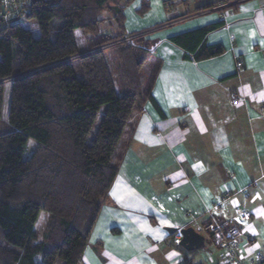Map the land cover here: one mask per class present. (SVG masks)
Segmentation results:
<instances>
[{"label": "crops", "instance_id": "0c3cea01", "mask_svg": "<svg viewBox=\"0 0 264 264\" xmlns=\"http://www.w3.org/2000/svg\"><path fill=\"white\" fill-rule=\"evenodd\" d=\"M120 6L125 39L146 36L150 61L160 67L152 101L121 138L118 175L79 264H203L178 245L179 232L192 228L204 248L206 239L211 244L201 231L206 210L227 196L215 212L222 223L235 208L250 214L241 239L250 264L264 248V0H124ZM210 26L215 29L198 45L170 42ZM201 47L222 51L196 61L192 52ZM199 253L207 264L220 261L212 244Z\"/></svg>", "mask_w": 264, "mask_h": 264}, {"label": "trees", "instance_id": "16d2710c", "mask_svg": "<svg viewBox=\"0 0 264 264\" xmlns=\"http://www.w3.org/2000/svg\"><path fill=\"white\" fill-rule=\"evenodd\" d=\"M27 1L21 22L0 25V264H79L118 175L121 138L152 101L160 63L150 61L146 36L125 39V6L117 0ZM146 10L144 1L140 13ZM106 19L115 22L118 35L98 30ZM214 29L170 42L189 48L185 43L198 45ZM221 51L201 47L192 53L197 61ZM29 141L35 144L31 151Z\"/></svg>", "mask_w": 264, "mask_h": 264}, {"label": "built area", "instance_id": "2783aa9c", "mask_svg": "<svg viewBox=\"0 0 264 264\" xmlns=\"http://www.w3.org/2000/svg\"><path fill=\"white\" fill-rule=\"evenodd\" d=\"M0 4L2 6L0 8V25L21 22L30 8V2L27 0H0ZM243 65V61H238L236 69H242ZM232 103L237 104V100ZM227 198H223L206 210L208 219L203 224L201 231L209 238L211 244L221 251L220 261L214 264H244L241 239L244 233L243 227L251 223V217L246 210L235 208L234 216L230 222L222 223L215 211L220 209ZM248 242L253 244L254 238L248 236ZM250 264H264V248L259 249L253 255Z\"/></svg>", "mask_w": 264, "mask_h": 264}, {"label": "rangeland", "instance_id": "374dc122", "mask_svg": "<svg viewBox=\"0 0 264 264\" xmlns=\"http://www.w3.org/2000/svg\"><path fill=\"white\" fill-rule=\"evenodd\" d=\"M246 1H248V0H245V1L244 0H235V1H231V2H234V3H243V2H246ZM116 2L120 6L121 4L124 3V0H117ZM104 17L105 18H108V19L110 18V16H108L106 14H104ZM108 19H106V22H104L102 25H100L98 27V30L100 32H102V33H105V34L118 35L119 34L118 33L119 31H117V27H116L117 25L115 24V22L113 20H108ZM24 27H26L29 30H31L32 31V35H37L36 27H35L34 24L26 23L24 25ZM75 35L77 37L78 46L80 47V49L85 48L84 38L81 35V33L77 31L75 33ZM148 71H149V66L148 65H145L144 68H143V70H142V75L144 77H146ZM103 111H104V108L100 109V111L98 112V115L96 117L95 123H94V125H93V127H92V129H91V131L89 133L88 142L93 138V136H94V134H95V132L97 130V127H98V125H99V123H100V121H101V119L103 117ZM2 129H3V127L0 125V130H2ZM33 144L34 143L32 141H29L28 148H27L28 151H31L32 150L33 146L35 145V144L34 145ZM45 222H46V216L44 214H42L41 217L38 220L37 225H36V228H37V231H38L40 237H43L44 234H45V230H44ZM210 246H211V244L209 243L208 239H206V247L204 249H200V250H203L204 251V250L210 249ZM189 253L190 254L191 253L192 254H195V256H193L194 257V261H196V262L202 261V263L204 262L203 264H207V260L205 259V261H204V258L199 253V250L198 251L195 250V251L189 252Z\"/></svg>", "mask_w": 264, "mask_h": 264}, {"label": "water", "instance_id": "95a60500", "mask_svg": "<svg viewBox=\"0 0 264 264\" xmlns=\"http://www.w3.org/2000/svg\"><path fill=\"white\" fill-rule=\"evenodd\" d=\"M179 234L181 239L178 245L185 251L191 252L204 248V237L195 232L192 228L182 229Z\"/></svg>", "mask_w": 264, "mask_h": 264}, {"label": "bare ground", "instance_id": "6f19581e", "mask_svg": "<svg viewBox=\"0 0 264 264\" xmlns=\"http://www.w3.org/2000/svg\"><path fill=\"white\" fill-rule=\"evenodd\" d=\"M0 8H2L1 4H0Z\"/></svg>", "mask_w": 264, "mask_h": 264}]
</instances>
